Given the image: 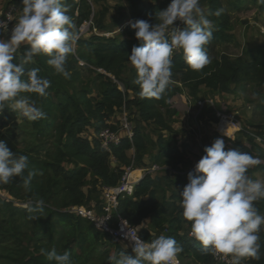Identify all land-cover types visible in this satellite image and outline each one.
Here are the masks:
<instances>
[{
  "label": "trees",
  "instance_id": "trees-1",
  "mask_svg": "<svg viewBox=\"0 0 264 264\" xmlns=\"http://www.w3.org/2000/svg\"><path fill=\"white\" fill-rule=\"evenodd\" d=\"M125 2L130 19L124 26L125 39L119 42L110 40L95 47L79 39L75 44L77 51L83 45L88 46L87 53L90 57L86 62L117 80L122 68L130 63L127 58L132 48L141 43L135 39L130 22L143 19L154 24L156 13L167 8L171 0H160L158 4L148 5L143 4L141 0ZM62 6L72 21L75 20L76 26L86 20L87 17L80 8L77 14L72 13L73 0H63ZM200 6L202 9L207 8V14L209 11L222 9L220 16H208L213 21V39L205 45V50L211 63L202 70L195 71L184 62L181 54H177L172 57V73L179 76L180 82L193 96L197 95L200 87L221 94H229L231 85L243 88L255 84L264 87V46L243 50L242 55L236 59L227 54L212 56L215 47L237 42L230 33V16L224 9L222 0H200ZM70 30L76 32L74 28ZM25 49L26 46L22 45L16 54L17 60L14 59L13 63L19 61ZM48 58L45 55H37L31 63L25 65V73L37 68L38 74L50 81L47 95L39 97L36 94H21L35 100L37 106L46 113V118L30 121L12 110L11 101L6 102L4 110L0 112V140H4L9 149L17 155L28 157V168L25 169L24 175L30 170L37 172L31 182V191L24 189L20 177H14L8 184L0 185V191H5L13 200L44 201L43 211L31 214L27 208L16 207L12 202L0 198V264H50L42 250L46 252L51 249H55L59 254L68 252L73 264H109L110 255L120 252L132 254V251L123 248L110 235L98 231L87 219L65 212V209L71 206L90 208L91 205L89 206L86 196L80 190L86 184L88 174L97 186L113 187L120 180L124 168L131 163L130 150L134 151L135 169L143 164L148 145L142 129L156 125L161 131L174 132L166 119L168 113H174L172 110L167 111V101L169 97L177 94L179 89L171 90L167 86L160 98H147L140 94L138 85L126 84L125 91L121 92L109 78H105L106 87L100 91L99 101L92 105L86 94H83L81 101L76 102L64 84L63 76L47 64ZM208 107L213 111L210 106L206 108ZM214 107L216 108V105ZM123 111L129 117L133 116L136 124L140 126L132 130L131 139L124 137L120 144L111 145L109 151H106L100 147L99 140L94 136H81L87 128H93L96 133L104 128L116 131L119 121H115V115ZM28 121L42 144L50 147L49 161L40 160L32 155L31 151L18 149L17 131L21 123ZM239 134L255 145L257 144L251 134L261 136L247 127H243ZM170 140V137H167L158 142V151L152 157V164L170 167L174 163L177 167L182 163V152L171 146ZM233 147L237 151L248 152L247 147L241 145L239 138L235 140ZM62 162L69 163L70 169L65 170ZM257 168L264 174L263 166ZM167 173L160 177L147 175L136 184L133 197L119 200L118 214L137 228L145 241L154 239L149 231L161 232L166 228L165 236L174 238L182 248L178 256L188 254L198 264H214L210 253L203 251L199 243L186 240L178 234L182 221L177 217L172 218L176 209L170 212L167 205L159 203V195L164 192L163 181L166 185L172 183L166 177ZM256 205L264 212V199L258 200ZM32 215L37 218H30ZM146 220L147 227L144 226ZM258 242L261 244L260 259L246 258L244 264H264V241Z\"/></svg>",
  "mask_w": 264,
  "mask_h": 264
},
{
  "label": "clouds",
  "instance_id": "clouds-1",
  "mask_svg": "<svg viewBox=\"0 0 264 264\" xmlns=\"http://www.w3.org/2000/svg\"><path fill=\"white\" fill-rule=\"evenodd\" d=\"M259 2L264 4V0ZM21 5V14L9 38H0V112L11 101L13 111L36 121L45 119L46 113L35 100L21 94L44 97L50 81L42 78L37 68L25 73V65L35 56L45 55L49 57L47 64L56 73L69 78L65 65L68 56L75 52L78 36L70 30L74 25L62 0H21ZM221 13L222 9H217L206 15L200 0H171L167 8L156 13L154 24L143 19L130 22L135 39L141 43L132 48L127 59L136 71L133 83L139 86L143 97L158 99L165 92L171 82L175 51L181 53L192 70H202L211 63L205 50V45L213 39V21L208 16L218 17ZM176 21L185 27H173ZM0 28L7 31L8 24L0 20ZM22 45L26 49L19 61L13 63ZM259 163V158L248 152L225 150L224 140L216 139L204 148V155L187 174L188 183L180 193L181 214L190 222V235L203 251L232 256V264H240L244 258L260 259L258 241L264 215L254 202L264 199V182L246 174ZM27 168L28 157L17 155L0 140V185L20 177L24 189L31 191L37 172L30 170L24 175ZM43 205L42 199L30 201L27 210L38 214L43 211ZM123 234L133 244L132 254L110 255L109 264H178L177 254L182 248L174 238L160 235L146 242L131 229ZM42 252L50 264H73L68 252L59 254L55 249Z\"/></svg>",
  "mask_w": 264,
  "mask_h": 264
},
{
  "label": "rangeland",
  "instance_id": "rangeland-1",
  "mask_svg": "<svg viewBox=\"0 0 264 264\" xmlns=\"http://www.w3.org/2000/svg\"><path fill=\"white\" fill-rule=\"evenodd\" d=\"M7 1V0H6ZM63 1V0H62ZM160 0H141L143 4H158ZM74 9L72 13L77 14L78 8L87 17L86 20L76 26L75 20L74 29L77 32L78 39L91 46H100L108 43L110 40L117 42L125 39L123 32L125 23L129 22L128 6L125 0H73ZM224 9L230 16V23L232 26L231 34L233 32H242L244 44L220 45L213 49L212 56L229 55L232 59L240 57L243 50L252 47L253 45L247 43L248 40L258 35L264 34V8L261 6L259 0H222ZM16 7L19 9V15L21 14V0L16 1ZM207 15L206 8L203 9ZM19 17V16H18ZM4 34V33H3ZM1 34V35H3ZM0 35V36H1ZM259 36V35H258ZM235 39V38H234ZM260 46V45H259ZM86 45H83L77 51L75 49L74 54L68 56L66 70L70 73L69 78H65L63 75L62 80L69 91L72 93L76 102L81 101L83 94H86V98L90 100L92 105L95 101H99V93L106 87V79L109 78L112 84L121 91H125L126 84L137 86L133 83L136 79V71L130 63H127L121 71L119 80L114 76L107 74L106 76L99 73L95 66L86 62V59L90 57L87 53ZM178 54H181L180 52ZM85 58V60L83 59ZM83 61V63H81ZM102 76V78H100ZM168 87L173 90L178 88L177 94L169 97L167 101L168 112L173 111L172 115L166 116L169 125L173 129V133L161 131L156 125H149L142 129V133L146 137L148 150L145 152V157H149L147 160L143 159V164L135 169L136 175L139 174V170L144 168L147 164L152 163V157L158 151V142L162 139L170 137V145L177 147L182 152V163L177 167L173 164L170 168L171 171H184L185 169H192L197 163L201 152L197 146V141L201 139L202 143L207 147L210 146L214 140L223 139L225 143V150L234 149L233 145L235 140L241 139V145L246 146L249 154L259 158L260 163L254 165L248 169L246 173L253 180H260L264 182V174L261 173L257 166L264 167V147H259L255 144L247 142L242 136L234 134L237 127L231 126L225 122L219 123L214 118L213 111L208 107L203 110V113L199 117H194L197 114L196 102L202 99H212L214 105H216L217 112H227L231 116L233 115L237 122L239 121L241 128L247 127L264 137V87L256 86L252 84L250 86H244L243 88L237 85L230 86L229 94L224 96L221 93L215 95L209 93H201L200 88L196 96L191 94V91L180 82L179 76L172 73L171 82ZM141 91V90H140ZM19 114V112H18ZM170 117V118H169ZM121 113H116L115 121H119L116 124V131H120L124 124L133 130L139 125L133 116L129 117L125 114V123ZM234 119V118H233ZM114 120L112 119L111 122ZM110 122V123H111ZM235 125H238L235 123ZM140 127V126H139ZM18 133V149L20 151H31L32 155L37 156L40 160L49 161L51 155V149L47 145H43L37 136L34 129L31 128L29 121L20 124L17 131ZM121 133V132H120ZM96 134L93 128H87L85 133L81 136L88 138ZM145 162V163H144ZM62 166L65 170L70 169V164L62 162ZM167 167V166H166ZM172 167V168H171ZM181 169V170H180ZM186 170V171H187ZM167 173V178L172 181L171 184L164 186L163 193L159 195V203L161 205H167L169 211L176 209L172 218L177 217L182 221L181 230L178 232L187 240V233L190 229V222L187 221L181 214L180 208V193L183 187L188 183L187 174L177 175ZM100 187L93 183V178L90 174L87 175L86 184L81 187V191L86 196V201L89 202V206L93 203H97L100 197ZM8 197H10L7 194ZM11 198V197H10ZM12 204L16 207L23 209L27 208L30 200L18 201L14 200ZM254 202V206L258 209L261 215H264L263 211L259 210V206ZM171 208V209H170ZM186 222H183L185 221ZM166 228L163 231L151 232L154 234V239L160 235H166ZM260 240L264 241V225L261 226L259 231ZM246 258L240 261V264H244ZM177 261L180 264H198L188 254L178 256Z\"/></svg>",
  "mask_w": 264,
  "mask_h": 264
},
{
  "label": "built area",
  "instance_id": "built-area-1",
  "mask_svg": "<svg viewBox=\"0 0 264 264\" xmlns=\"http://www.w3.org/2000/svg\"><path fill=\"white\" fill-rule=\"evenodd\" d=\"M16 1L19 0L0 1V20H3L6 24H8L7 31H5L3 28H0V35L6 32L10 33L11 28L18 19L19 9H17L16 7L17 5ZM173 27L183 28L185 26L181 21H176L174 22ZM178 53L179 51H175L173 56L177 55ZM97 71L106 76V73L102 69H98ZM207 106H210L213 109L214 117L217 119L219 123L225 122L231 126L237 127L236 131H234V134H236L237 136L240 135L239 133L242 132V128L239 121L237 122L235 117L233 115L231 116L227 112L226 113L225 112L220 113V111L217 112L216 108L214 107V102L212 99H202L197 101L196 102L197 114L194 117H199ZM121 114L124 117L123 119L125 123L126 121L125 111H123ZM235 123H237L238 125H235ZM92 136H94L96 139L99 140L100 147L102 149L109 151L110 146L111 145L116 146L120 144L122 138L127 137L131 139L132 130L129 129L127 127V124L125 123L124 127L123 128L121 127L120 131H112L108 128H104ZM251 136L254 138V142L257 144V146L264 147V137L257 136L255 134L253 135L251 134ZM197 146L201 152V155L199 157L200 159L204 155V148L207 146L202 143L201 139L197 141ZM129 158L131 163L128 167L124 168V171L118 183L113 187H109V186L100 187L99 189L100 197L97 203L91 204L90 208L71 206L65 209V212H69L71 214L78 215L81 216L82 218L87 219L94 225V227L98 231L110 235L121 246H123V248L132 251L133 244L131 241L124 238L123 233L131 229V231L133 233H136L141 240L144 239H142V237L140 236L137 228L131 226L124 218H122L118 214L119 200L127 197L128 198L133 197L135 193L136 184H138L141 180H143L147 175L151 177H160V176H165L166 172H168V174L170 173L172 174L173 171H171L166 166H157L155 164L150 163L147 164L144 168H141L139 170L138 175H135L134 172H136L137 170H135L134 167L135 156L133 150L129 151ZM199 159L197 160V162L199 161ZM195 165L193 166L192 169H188V170L185 169L184 171L181 170V171L173 172L174 174L173 176L185 175L190 171H192ZM0 198L6 201L15 202L12 198L7 196V193L5 191H0ZM124 221H126L127 224L124 225L123 224ZM190 231L187 233V239L198 243L190 235ZM149 233L152 237H154V234H152L151 231H149ZM208 252L212 257L214 264H232L233 261L232 256L216 254L211 251ZM178 264L180 263L178 262Z\"/></svg>",
  "mask_w": 264,
  "mask_h": 264
},
{
  "label": "crops",
  "instance_id": "crops-1",
  "mask_svg": "<svg viewBox=\"0 0 264 264\" xmlns=\"http://www.w3.org/2000/svg\"><path fill=\"white\" fill-rule=\"evenodd\" d=\"M4 1H6V0H4ZM206 10H207V8H206ZM126 24V23H125ZM125 26V25H124ZM262 35H260L259 33H258V35L255 37V39L254 38H252V39H250V40H248L247 41V43H249V44H251V45H253L252 47L250 46V47H248L249 49H251V48H255V47H258L259 45L260 46H264V34L263 33H261ZM9 36H10V33L9 32H6V33H4L3 35H1L0 36V38H2V39H8L9 38ZM233 37L235 38V41L239 44V46H241V45H243V47L245 46V44H244V39H243V31L242 32H240L239 33V31L238 32H233ZM200 92L201 93H206V94H209V93H211V94H213V95H215V92H213V91H211V90H209V89H207V88H205V87H201L200 88ZM224 96H227L226 94H223ZM149 157L147 156V157H145V159L147 160ZM145 163V162H144ZM113 165H114V163H113ZM145 165H147V163H145ZM144 226L145 227H147L148 226V220H146L145 222H144Z\"/></svg>",
  "mask_w": 264,
  "mask_h": 264
},
{
  "label": "bare ground",
  "instance_id": "bare-ground-1",
  "mask_svg": "<svg viewBox=\"0 0 264 264\" xmlns=\"http://www.w3.org/2000/svg\"><path fill=\"white\" fill-rule=\"evenodd\" d=\"M136 173H138V172H134L135 175H136Z\"/></svg>",
  "mask_w": 264,
  "mask_h": 264
}]
</instances>
